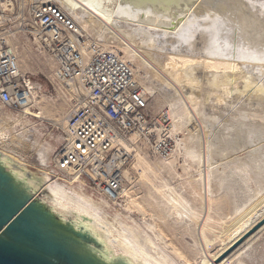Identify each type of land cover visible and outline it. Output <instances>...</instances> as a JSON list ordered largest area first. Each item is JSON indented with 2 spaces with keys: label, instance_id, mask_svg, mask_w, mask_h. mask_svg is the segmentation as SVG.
Returning <instances> with one entry per match:
<instances>
[{
  "label": "rangeland",
  "instance_id": "rangeland-1",
  "mask_svg": "<svg viewBox=\"0 0 264 264\" xmlns=\"http://www.w3.org/2000/svg\"><path fill=\"white\" fill-rule=\"evenodd\" d=\"M253 1L264 5V0ZM15 5L19 6L20 1ZM10 11H13L11 7ZM6 17L7 21L2 24L3 26L1 25L2 30L12 32V42L20 55L22 72L31 82L34 91L46 97V100L39 105L35 103L33 109V111L41 112L42 118H25L27 124L24 120L16 122L17 119L23 118V114L6 109L0 104V141H7L17 136H27L33 144L31 149L37 146L50 150L49 165L52 167L55 152L64 144V128L66 127L64 120L69 114L70 104L51 84L54 67L50 58L40 52L28 36L19 34L17 8L12 13L8 12ZM87 33L98 43H102L100 32L88 30ZM199 37L201 39L202 36L196 35V43L201 48L203 42ZM160 48L147 51L141 49L134 41L126 42L121 35L115 43L110 45L111 51H116L134 64L140 85L149 92L155 111L170 110L176 154L170 160L171 164L168 165L166 162L153 158L145 148L131 150L134 152V157L125 169L130 179L125 178L124 184H128L129 188L133 189H131L133 199H136L137 203L146 210L145 214L129 204L125 196H122L118 202L112 203L113 206L105 201L139 232L152 239L155 237L147 231L145 222L151 221L154 217L157 230L165 235L170 249H166L157 241L156 243L160 252H164V256L173 264H204L216 258L229 239L245 230L246 225H243V221L249 214L255 209L259 211V214L263 213L264 205L263 200H258L254 196L250 197L252 194L247 193L249 188L244 186L243 174L231 166L228 161L217 160L210 162L207 166H201L197 160L204 153L196 143L190 142V137L193 134L207 132L208 127L206 128L205 123L207 124L208 120L216 121L217 132L221 134L226 126L234 128L239 122L238 118L243 119V115L249 117L247 121H250V116L255 111L253 119L255 121L257 119V123L264 126V94L262 90L261 92L259 89L252 91L251 88H247L248 86L245 87L246 81L244 78L240 79V75L235 76L232 73L230 75H210V73H204L198 66L181 69V75L178 77L182 82V87L177 94L157 76L158 72H165L167 59L173 55L170 47ZM191 70L194 71L191 72ZM252 74V78L264 84V68L253 70ZM251 110L255 111L251 113ZM10 122L11 125H9ZM176 123L180 124L179 132H176ZM230 123L233 127L229 125ZM246 148L248 149L245 150ZM245 149L239 155L245 156L249 147L246 146ZM9 150L12 152L11 149ZM13 153L18 155L30 168L38 169L33 158L20 155L16 151ZM135 154H140L152 167L154 174L156 173L151 179L158 189L167 191L170 188L180 198L181 203L188 206V218H177L171 206L162 204V197L159 196L157 189L143 174L138 173L140 171L138 164H142V168L146 170L147 166L138 163L140 161ZM223 170L225 173L221 176ZM141 175L145 178L144 180ZM216 188L218 189L215 190ZM83 194L89 196L90 192L89 194L83 192ZM168 196L173 198L171 194ZM198 223H201V227H197ZM263 229L264 225L247 236L216 264H264ZM221 236L223 239L220 238Z\"/></svg>",
  "mask_w": 264,
  "mask_h": 264
},
{
  "label": "bare ground",
  "instance_id": "bare-ground-1",
  "mask_svg": "<svg viewBox=\"0 0 264 264\" xmlns=\"http://www.w3.org/2000/svg\"><path fill=\"white\" fill-rule=\"evenodd\" d=\"M49 2L65 8V10L69 12H67V14L79 24L82 31L86 33L88 30H91L92 32H100L102 43L99 44L105 50H112L110 49V45L115 43L120 35L123 36L126 42L134 41L141 49L147 51L158 47L163 49L164 47H170L172 54H175L176 56L172 55L168 57L165 72H158L157 76L173 88L177 94H179L182 87V82L178 77L181 75V69L190 66L201 67L204 73H210V75H230V73L233 75L235 74V76L240 75V79L244 78L246 81V84L244 83L245 87L248 86L247 88H251L252 91H257V89H259V91L262 90V94H264V84L252 78L253 70L264 68V5L262 3L253 0L37 1V3ZM9 6L8 2L0 4V8L3 9V12H11ZM120 14H122V16H120ZM6 19V15L0 18V24H5L7 21ZM198 34L202 36L201 39L199 37L203 42L201 48L198 47L196 43V35ZM94 41L97 42L96 39ZM197 56L199 57L197 59L200 60L194 58ZM122 58L125 59L124 57ZM125 60L132 64L137 81L139 82L134 64L127 59ZM193 71L194 70H191V72ZM238 76L237 78H239ZM253 83L254 86H252ZM57 90L62 94L58 88ZM144 90L150 95L146 88H144ZM45 100L46 97L40 95L37 91H34L33 108L26 109L22 115L23 118L17 119L16 122L19 123L23 120L24 122H27L25 118L41 119L42 113L33 111V109L35 103L39 105ZM169 106L172 107V105ZM69 107H71V105ZM254 111L251 110L250 112L252 113ZM258 113L261 114V112ZM253 114L250 116V121H247L249 117H245L244 115L243 119L239 117V122H237L238 124H235L234 128L226 126L224 130L222 129L223 133L221 132V134H218L217 132L216 121H213V119L208 120L207 124L205 123V125H207L206 128L208 127V129H206L207 132H200L196 135L193 134L194 136L192 135V137H190V142L196 143L204 153V155L198 157L199 159L197 160L201 166H207L210 162L217 160L228 161L231 166H234L237 171L243 174L242 180L244 186L245 188H249L247 193L252 194L250 197L254 196L258 198V200H263L264 205V126H260L259 123H257V119L256 121L253 119ZM5 121L7 122L8 120ZM64 124L66 125L64 128L65 130L68 126V116L66 120H64ZM231 124L232 123L229 125ZM9 125H11V122ZM175 126L176 132H179L180 124L176 123ZM171 135L172 137L175 136L173 130L171 131ZM215 137L217 139H215ZM32 145V141L27 139V136H17L7 141L1 140L0 152L14 161L30 167L13 152L16 151L20 155H27L29 158H33L34 162L38 165V169H36L37 171L51 176L53 171L52 167L49 165L48 153L50 150H45L37 146H35L34 149H31ZM246 146L249 147L247 154L245 156L239 155ZM9 149H11L12 152ZM247 149L248 148L245 150ZM128 150L131 151V148L128 147ZM231 153H233V155H231ZM175 154L170 159L164 160L163 162L170 165V160L173 159ZM135 156L140 161L138 163H143L147 166L146 170V168H142V164H138L137 166L140 170L138 173L143 174L146 179L151 182L152 186L157 189L159 196L162 197V204L171 206L176 212L177 218H188V206L183 205L180 198L175 195L170 188L167 189V191L158 189L151 179L154 174L152 167L140 154H135ZM224 173V170L221 171V176ZM154 175H156V173ZM124 177L128 180L130 179L125 171ZM142 179L144 180L145 178L142 177ZM66 183L70 186L74 184L73 181ZM80 184L83 188L85 187L82 183ZM131 189L132 188H129L128 184H123L121 197L125 196L129 204L145 214L146 210L137 203L138 201L136 199V201L133 199ZM217 189L218 188L215 190ZM83 192L89 194L87 190L82 191V193ZM212 192H214V190H212ZM168 194H171L173 198H170ZM106 201L112 205L111 202L108 200ZM151 219V221L145 222V227L155 239H152L148 235L144 236L152 244L158 254L164 255V252H160L156 241L166 249H170V244L167 242L165 235L158 232L154 217ZM263 219L264 211L259 214V211L255 209L243 221V225H246L245 230L242 231L241 234L229 239L228 243L223 245V248L221 249L222 252L219 253L216 258L209 260L204 264H212L216 261L224 251H227V249L234 246L237 241L248 234L249 231ZM200 224L198 223L197 227H201ZM220 238H222V236Z\"/></svg>",
  "mask_w": 264,
  "mask_h": 264
},
{
  "label": "built area",
  "instance_id": "built-area-1",
  "mask_svg": "<svg viewBox=\"0 0 264 264\" xmlns=\"http://www.w3.org/2000/svg\"><path fill=\"white\" fill-rule=\"evenodd\" d=\"M19 1L0 0V4L8 2L13 9L9 13L17 8L19 34L28 36L50 58L51 84L71 105L51 176L82 183L89 192L118 202L124 171L134 157L128 147L145 148L160 161L175 154L171 112H156L132 64L103 49L62 6ZM7 13L0 8V18ZM11 34L0 24V104L23 114L33 108L34 88L21 71Z\"/></svg>",
  "mask_w": 264,
  "mask_h": 264
},
{
  "label": "water",
  "instance_id": "water-1",
  "mask_svg": "<svg viewBox=\"0 0 264 264\" xmlns=\"http://www.w3.org/2000/svg\"><path fill=\"white\" fill-rule=\"evenodd\" d=\"M86 190L0 152V264H173ZM262 225L264 220L212 264Z\"/></svg>",
  "mask_w": 264,
  "mask_h": 264
}]
</instances>
